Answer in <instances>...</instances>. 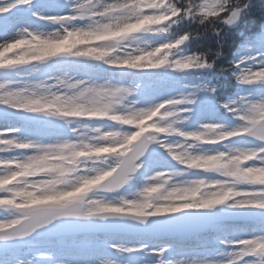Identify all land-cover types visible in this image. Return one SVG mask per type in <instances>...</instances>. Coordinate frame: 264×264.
<instances>
[{
  "label": "clouds",
  "instance_id": "1",
  "mask_svg": "<svg viewBox=\"0 0 264 264\" xmlns=\"http://www.w3.org/2000/svg\"><path fill=\"white\" fill-rule=\"evenodd\" d=\"M80 4V0H65L69 9ZM87 4L90 11L78 19L83 23H54L59 25L55 30L36 34L18 29L12 36L18 47L11 56L0 53V66L11 59L18 66H29L28 72L43 71L49 76L40 82L41 87L26 85L17 95L0 97V102L27 106L26 111L57 122L61 133L66 131L70 137L31 141L34 153L25 156L29 166L18 172L21 178L16 186L15 204L0 202V216L19 213L25 219L15 228L0 224V238L7 239L30 223L32 209L43 206L34 202L50 197L82 221L104 225L131 223L137 229L148 228L153 222L151 218L188 209L223 205L225 211L264 210V163L255 166L257 161H264V141L255 140L251 147L224 143L231 141V136H243V130L230 131L221 123L197 122L194 131L184 130L195 120L205 98L214 99L221 108L232 102L233 129L242 127L253 104L264 105V53L259 54L258 68L253 64L235 66L234 70L218 69L215 59H209L211 50L187 55L182 47L199 33L179 35L174 30L183 22L203 27L219 21L232 26L243 11L241 0H220L218 8L227 12L226 16L201 14V0H135L133 7H127L129 0H87ZM113 5L119 10L108 11ZM181 8L185 9L182 15L178 11ZM92 66L108 73L103 82L91 78ZM144 69L160 71L146 73L141 71ZM215 71H231L242 94L221 101L218 85L206 76ZM153 75L177 80L180 86L175 95L154 105L159 112L152 121L154 128L145 136L129 143L128 129L102 131L101 127L87 123L114 122V117H133L145 111L141 89L145 77ZM255 89L262 91L254 95ZM104 127L109 129L110 125ZM172 137L178 139L167 144L165 150L172 161L183 165L186 173L198 170L214 176L177 180L180 173L153 172L147 159L137 164L135 171L122 167L117 170L118 161L131 156L141 144L146 143L149 149ZM103 146L119 151H98ZM0 172L7 173L9 169ZM138 174L141 184L132 188ZM68 193L74 195L67 197ZM102 208L105 210L100 211ZM257 214L264 216V211ZM261 237L264 234L251 239L237 238L236 247L221 259H181L167 264H264ZM220 243L233 241L225 239ZM35 260L34 256L23 257L17 264H34ZM117 264H123V260H117ZM144 264L166 261L161 254Z\"/></svg>",
  "mask_w": 264,
  "mask_h": 264
},
{
  "label": "snow or ice",
  "instance_id": "2",
  "mask_svg": "<svg viewBox=\"0 0 264 264\" xmlns=\"http://www.w3.org/2000/svg\"><path fill=\"white\" fill-rule=\"evenodd\" d=\"M220 0H204L201 4L200 12L203 15H222L224 10L218 8ZM135 0H129L127 7H133ZM56 7L63 9L65 0H56ZM44 5L40 3V0H0V53L7 54L13 52L18 47L17 41L12 38L13 33L18 29H28L30 21L28 17H32L37 20L46 21L50 23L69 24L74 20L84 18L90 9L87 3H81L79 7H73L67 10L68 15H51L45 16L42 14ZM119 10L116 5L111 6L108 11ZM179 14H183L185 9H179ZM175 18V17H174ZM28 31V30H27ZM30 32V31H29ZM244 61H241L243 64ZM240 67V64L236 65ZM19 66L9 59L7 64L0 66V77L8 76L10 73H14ZM156 68L159 65H153ZM15 81L10 78L0 81V97L5 95L13 96L17 95L21 89L14 87ZM33 87H41L40 83L32 84ZM141 95L145 103V111H142L138 116L133 117H114V122L120 126H128L126 133V139L129 143L143 137L154 128L152 121L159 112L158 108H154L157 101L154 99L153 94L146 91L143 86L141 89ZM164 99L160 100L162 102ZM201 105H207L209 112L214 113L216 110V102L214 99L205 98ZM225 112L232 115V102L226 103L223 106ZM27 106H20L14 104H8L0 102V153L12 152V151H27L32 150L31 140L18 139L22 131H27L29 125H39V113L26 111ZM36 114V115H32ZM11 118L23 121L24 126H19L13 123ZM240 119V117H235ZM245 122L241 128L233 129L223 127L230 131L243 130V136H231L229 140L234 138L251 137L255 140L264 141V105L253 104L250 108V114L244 118ZM114 131V130H113ZM164 151L167 149L165 143H161L159 146ZM100 152H118L115 147L103 146L98 149ZM146 151H148V145L141 144L136 151L126 159L118 161L117 170L123 168L129 172L136 170V165L143 161ZM264 163V161H259ZM257 163V162H256ZM26 157L18 158H2L0 157V169H9V172H0V202L15 204L16 198V186L20 181V175L18 172L27 168ZM74 195L68 193L67 197ZM62 197V198H67ZM37 205H43L42 207L32 209V219L30 223L24 224L23 228L17 229L12 232L7 239L0 238V264H17V261L25 256V249L33 246V234L37 232V229H44L47 225L52 224L53 221L60 220L62 217H74L80 220L79 216L69 215L66 209L56 202V198L50 197L47 200H37L34 202ZM105 209H100L104 211ZM119 211V209H113ZM171 211H178V209H172ZM25 217L19 213L15 216L7 217L0 216V224H4L8 227L15 228L17 224L23 223ZM164 222L153 221L146 231H152L156 228L163 227ZM132 225H125L114 223L111 225L104 224H73L62 223L55 226L52 231H61L66 228H82L88 230H103L106 233H111L116 230L134 228ZM40 236L49 235L48 232L39 233ZM264 238V237H261ZM105 247L107 252H105ZM147 250V245H134L125 246L124 244H115L111 242V237L104 241H90L82 240L68 244L64 247H60L56 253H36L31 257L35 259L40 258L44 260H53L59 262V264H117L115 257H135L136 255L143 253ZM164 250L160 249L152 254L161 255ZM124 264V261H123Z\"/></svg>",
  "mask_w": 264,
  "mask_h": 264
},
{
  "label": "rangeland",
  "instance_id": "3",
  "mask_svg": "<svg viewBox=\"0 0 264 264\" xmlns=\"http://www.w3.org/2000/svg\"><path fill=\"white\" fill-rule=\"evenodd\" d=\"M81 3H87V0H80ZM94 2H105L111 3L112 0H94ZM204 0H201V4H203ZM40 3L44 5L42 9V14L45 16L51 15H68L70 14L65 6L63 9L56 7V0H40ZM30 24L28 27V31L33 32H46L52 31L59 27L54 23L41 21L34 19L32 17H28ZM74 24H81L83 21L76 20L73 21ZM15 51V50H14ZM260 53H264V30L262 31L261 35L258 37L248 40L244 43L241 49V54L237 59L238 64L241 67L245 65L252 66L253 64L258 68L260 65ZM8 56H11L12 53H7ZM241 61H244L241 64ZM237 64V65H238ZM21 68H17L14 73H10L8 76L0 77V81L10 78L11 80L15 81L14 87L17 89H22L26 85H32L35 83H40L42 80L48 79L47 72H28L27 68L29 66H20ZM143 71V70H141ZM81 75H84L82 72ZM108 76V73L105 71L97 70L91 71V78L97 80V82H103ZM85 79H88V76H84ZM148 82L149 84L144 85V82ZM127 82V81H126ZM146 86V89H145ZM179 81L167 79L165 77H156L147 76L143 81V88L148 91L149 93L153 94L154 99L159 102L162 99H166L170 96L176 94L177 90L179 89ZM238 87V86H237ZM262 90L255 89L253 94L258 95L261 93ZM242 94L238 87V94ZM235 96V97H237ZM234 97V98H235ZM233 99V98H230ZM225 99L222 100L224 102L230 100ZM217 112H215L214 116H209L208 108L205 105H201L200 108L197 110V116L195 120L188 124L185 127V131L191 132L196 129L198 126L197 122L203 123H221L226 127H233L234 121L230 118L228 114H226L225 110L218 105ZM90 126H97L101 127V130H120L121 128L128 129V126H120L115 124L114 122H107V121H89L87 122ZM17 124V123H15ZM19 126H24L22 124H17ZM105 125H110L109 129H105ZM0 126H2V121H0ZM55 138H70L69 134L64 131L63 134L61 133V129L58 127V123L56 124H49V123H40L39 125H29L27 131H22L18 137V139H28L31 141H42L48 142ZM163 139V137H162ZM176 137L168 138L165 140V144H169L172 141H175ZM237 142L235 146L242 147L247 146L251 147L253 143H247L237 138L232 139L231 141H226L224 143H231ZM206 147H216V146H206ZM34 153V149L27 150V151H12L6 153H0V157L2 158H12L18 157L23 158L27 155H32ZM147 159L151 170L155 171H165V172H178L181 175L176 177L177 180H195V179H209L214 176L212 173H207L206 175H198L193 170L190 173H186L184 171V166L177 164L175 161L171 160V157L167 156L166 152L160 148V152L154 155H150L145 157ZM143 159V160H144ZM255 166H261V163L257 161ZM143 171V169L141 170ZM139 175V174H138ZM140 180V179H139ZM135 181L132 182L131 187L135 188ZM140 185V183H139ZM138 185V186H139ZM128 186H126L127 188ZM218 212H229V213H237L241 212L245 209H232L229 211L224 210L223 205L216 206ZM257 211H264V210H257ZM209 212V211H208ZM178 214V213H172ZM262 217V222H257L258 218ZM259 217L251 224H246L242 226L241 224H235L234 222H228L231 224H215L214 227L211 228L210 234L212 235L214 243L211 244L207 241V238H204L200 235L191 236L193 237L192 242L183 241V240H175V237L169 238H160L159 240H154L149 242L151 238L144 236V235H121L116 236L112 234L108 235H96V236H82V237H72V238H63V239H42V240H33V246L25 249V256L31 257L33 254L36 253H56L60 247H64L68 244H72L74 242H79L82 240H90V241H104L105 239L111 237V242L115 244H124L125 246H134V245H147V250L143 253L136 255L135 257H115L116 260H123L124 264H144L146 260H154L157 258V255L152 254L153 252L163 249V258L166 261H177L181 259L186 260H195L201 258H209V259H221L224 255H226L227 251H231L236 247L235 241L237 238H255L264 234V216L259 215ZM231 218H234L231 217ZM234 221V220H230ZM230 239L233 241L232 244H221V240ZM186 243V244H184ZM105 252H107V248L105 247ZM125 259V260H124ZM34 264H50L48 260L37 258Z\"/></svg>",
  "mask_w": 264,
  "mask_h": 264
},
{
  "label": "trees",
  "instance_id": "4",
  "mask_svg": "<svg viewBox=\"0 0 264 264\" xmlns=\"http://www.w3.org/2000/svg\"><path fill=\"white\" fill-rule=\"evenodd\" d=\"M235 7V5H233ZM241 8L243 11L239 13V25L232 29L225 27L222 22L197 27L194 24L183 22L175 27V32L179 35L185 33H199L195 39L190 37L189 41L182 47L186 48V54L193 53L199 55L207 53L209 50L212 56L209 59H215L216 67L230 68V62L235 58L239 45L245 38L255 37L260 33L264 25V0H241ZM228 13L223 12L221 16H226ZM216 31L213 32L212 29ZM220 53V55H216ZM147 71L159 72L160 70L144 69ZM212 78V83L218 85V93L221 97H232L236 95V89L231 71H215ZM159 76V75H158Z\"/></svg>",
  "mask_w": 264,
  "mask_h": 264
},
{
  "label": "water",
  "instance_id": "5",
  "mask_svg": "<svg viewBox=\"0 0 264 264\" xmlns=\"http://www.w3.org/2000/svg\"><path fill=\"white\" fill-rule=\"evenodd\" d=\"M91 69H97V68L95 66H92ZM32 115H36V114H32ZM11 119L14 121L23 122L15 118H11ZM39 120H48L50 122H55L49 118L41 117L40 115H39ZM243 138L246 140L255 141V139L251 137H243ZM158 152H159V148L157 146H150L148 151H146L145 156H148L150 154H156ZM256 215L257 212L232 215L227 213H207L203 211H195L180 215H167L166 217L151 218L153 221L164 222V226L156 228L150 232L146 231L149 227L146 229H137L136 227L126 228V229L116 230L111 233H106L103 230H99V229L88 230L82 228H66L61 231H52L56 225L62 223L100 224L94 221L78 220L74 217H62L60 220L53 221L52 224L47 225L44 229H37V232L33 234L32 239L36 240V239H44V238H61V237H68L73 235H91V234H146V235L159 236V237H168L173 235H191V234L204 233L210 226L216 223L230 221L232 220L231 217L233 216L248 217L247 219L242 220L245 221L255 218ZM118 223L125 225H132L131 223H120V222ZM41 232H48L49 235L40 236L39 233Z\"/></svg>",
  "mask_w": 264,
  "mask_h": 264
}]
</instances>
